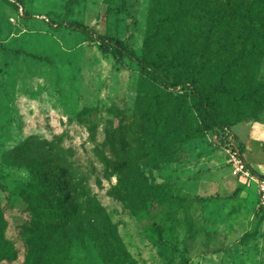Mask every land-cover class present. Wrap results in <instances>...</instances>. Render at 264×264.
Segmentation results:
<instances>
[{
	"label": "rangeland",
	"instance_id": "obj_1",
	"mask_svg": "<svg viewBox=\"0 0 264 264\" xmlns=\"http://www.w3.org/2000/svg\"><path fill=\"white\" fill-rule=\"evenodd\" d=\"M150 3L0 0V206L5 236L21 250L1 264L25 260L33 173L61 180L80 214L94 199L104 208L98 241L88 232L72 239L73 264H264L257 184L233 174L225 147L190 137L197 118L183 83L195 58L145 81L137 61L100 46L108 35L141 56ZM255 70L264 80V55ZM217 105L264 176V107L221 97Z\"/></svg>",
	"mask_w": 264,
	"mask_h": 264
},
{
	"label": "trees",
	"instance_id": "obj_2",
	"mask_svg": "<svg viewBox=\"0 0 264 264\" xmlns=\"http://www.w3.org/2000/svg\"><path fill=\"white\" fill-rule=\"evenodd\" d=\"M67 24L80 29L72 21ZM81 31L93 38L88 28ZM98 40L104 51L112 50L120 58L137 61L145 81L148 77L163 81V72L178 68L182 57L191 54L195 58L183 83L193 96L190 110L197 118V127L190 137H208L211 131L232 129L235 122L219 116L218 97L264 107V80L255 82L254 74H249L253 69L259 70L264 55V0H151L141 56L118 38L102 35ZM231 40L233 46L228 52H219ZM164 43L172 48L173 56H165ZM235 81L246 83V88L235 91L231 86ZM103 159L109 160L104 156ZM33 177L34 182L26 184L30 189L26 200L32 222L21 232L29 236L23 264H73L72 239L88 232L98 241L101 232L97 220L104 208L94 199L88 211L80 214L65 197L61 180L48 174L33 173ZM76 186L85 188L83 182ZM7 226L0 206V264L17 260L21 252L6 238Z\"/></svg>",
	"mask_w": 264,
	"mask_h": 264
},
{
	"label": "built area",
	"instance_id": "obj_3",
	"mask_svg": "<svg viewBox=\"0 0 264 264\" xmlns=\"http://www.w3.org/2000/svg\"><path fill=\"white\" fill-rule=\"evenodd\" d=\"M208 137L214 143L225 147L230 158L232 172L237 178L244 182L252 180L257 184L260 206L264 210V176L257 174L254 168L248 164L232 129L211 131Z\"/></svg>",
	"mask_w": 264,
	"mask_h": 264
}]
</instances>
